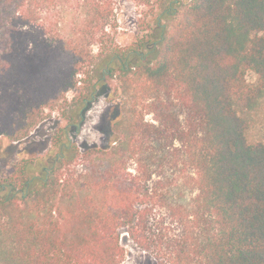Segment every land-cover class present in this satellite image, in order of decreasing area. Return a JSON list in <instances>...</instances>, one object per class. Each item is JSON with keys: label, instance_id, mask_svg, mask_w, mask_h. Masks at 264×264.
Here are the masks:
<instances>
[{"label": "trees", "instance_id": "trees-1", "mask_svg": "<svg viewBox=\"0 0 264 264\" xmlns=\"http://www.w3.org/2000/svg\"><path fill=\"white\" fill-rule=\"evenodd\" d=\"M132 1L167 18L180 3ZM113 2L0 0V133L18 140L83 80L72 120L106 79L123 96L108 149L61 143L7 184L0 264H121L123 234L156 264H264V144L246 138L264 101V0H190L126 51L109 47Z\"/></svg>", "mask_w": 264, "mask_h": 264}, {"label": "rangeland", "instance_id": "rangeland-1", "mask_svg": "<svg viewBox=\"0 0 264 264\" xmlns=\"http://www.w3.org/2000/svg\"><path fill=\"white\" fill-rule=\"evenodd\" d=\"M189 2L190 0H180V3L172 4L169 9V14L171 12L172 14L167 18L159 16L156 8L138 6L132 0H114L111 7L113 22L115 21L116 25L112 30L109 28L111 30L109 47L126 51L143 37L153 32L160 34L178 18L183 7ZM93 48L97 53V46ZM93 67L94 64H91L84 69L85 73H89L87 79L92 76ZM246 78L249 83L257 81L253 73H248ZM83 79H85L83 74L77 76L78 81ZM83 85L84 80L78 83L75 89L68 90L55 108H44L37 125L25 133L21 132V138L18 140L11 139L5 132L0 133V184L4 188L0 192V199L13 194L11 188L6 186L10 183L17 185L16 179L20 173L23 172V178L27 179L40 174L54 158V162L58 161L61 157V143L73 145L81 157L91 147H95L96 151L109 148L112 141L111 126L120 118L123 101V96L117 91V81L106 79L104 86H97V95L90 101L87 100L86 110L72 120L71 115L83 107L82 101L88 94ZM15 98L18 99V96ZM25 107L23 104V108ZM146 119L151 122L152 114L147 115ZM69 123L72 124L69 126ZM249 123L246 133L248 142L264 144V101L252 113ZM6 125H11L8 118L0 116V128L3 127L7 131ZM67 127V132L61 135V131ZM78 164L79 169H84L87 165L83 159ZM67 168H70L67 163L61 165L60 172ZM71 168L78 169L76 164ZM21 197L22 192L15 193L14 206L21 205ZM125 237L123 234L121 243L125 248L126 257L121 264H156V260L150 254L139 250Z\"/></svg>", "mask_w": 264, "mask_h": 264}, {"label": "water", "instance_id": "water-1", "mask_svg": "<svg viewBox=\"0 0 264 264\" xmlns=\"http://www.w3.org/2000/svg\"><path fill=\"white\" fill-rule=\"evenodd\" d=\"M86 108H87V107H85V108L83 109L82 113L86 110ZM82 113H81V114H82Z\"/></svg>", "mask_w": 264, "mask_h": 264}, {"label": "flooded vegetation", "instance_id": "flooded-vegetation-1", "mask_svg": "<svg viewBox=\"0 0 264 264\" xmlns=\"http://www.w3.org/2000/svg\"><path fill=\"white\" fill-rule=\"evenodd\" d=\"M88 106V103H86V106L85 107H87Z\"/></svg>", "mask_w": 264, "mask_h": 264}]
</instances>
